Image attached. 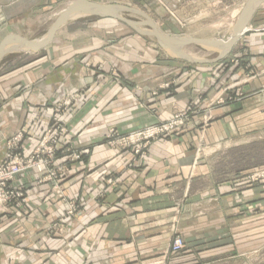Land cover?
Masks as SVG:
<instances>
[{
	"label": "crops",
	"instance_id": "0c3cea01",
	"mask_svg": "<svg viewBox=\"0 0 264 264\" xmlns=\"http://www.w3.org/2000/svg\"><path fill=\"white\" fill-rule=\"evenodd\" d=\"M63 1L0 0V43L10 35L31 39L35 19ZM162 1L174 9L173 36L220 33L226 23L228 0ZM247 1L238 0L232 21ZM76 23L41 53H12L0 65V165L8 140L24 133L30 155L56 109L82 96L63 118L71 132L62 141L81 159L58 156L66 172L57 187L27 176L26 201L0 212V264H177L171 254L177 236L200 246L227 237L232 221L257 219L252 213L264 204V185H249L248 178L259 166L256 148L264 146V5L217 64L172 57L109 19ZM233 57L239 65H230ZM239 88L242 100L215 107ZM194 98L202 113L186 130L152 143L142 158L105 144L109 130L168 121ZM61 195L81 210L54 231L66 211Z\"/></svg>",
	"mask_w": 264,
	"mask_h": 264
},
{
	"label": "rangeland",
	"instance_id": "374dc122",
	"mask_svg": "<svg viewBox=\"0 0 264 264\" xmlns=\"http://www.w3.org/2000/svg\"><path fill=\"white\" fill-rule=\"evenodd\" d=\"M72 1L73 0L63 1L61 2V4L57 5L56 8L48 12L47 15H44V16L40 15L39 17H37L35 19L33 31L30 32L28 36L32 40L42 39L46 35L49 27L54 22V20L64 12V8L67 5H69ZM241 1H242L241 3H245L246 0H241ZM239 4L240 2H238V0L232 1V2L230 0L227 1V9L225 10L226 23L225 25H221L222 31L220 33H217V32L196 33V38H203V37L212 38L217 35L229 36L230 31L232 30L233 26L235 25L237 21L236 18L232 21L231 13L234 11V9L238 7V6L236 7L235 5H239ZM110 5H120V6H126L129 8H135L137 10H140L148 14L154 20V22L157 24L160 30H163L166 34H169L172 36L174 35V9H172L168 4H166L162 0H147L145 4L144 2L141 3L139 0H128V1H118V3L110 4ZM214 11L216 12L215 9L208 10L206 12L213 13ZM123 16L134 22H138V23L144 22V19H142L141 17L135 16V15H132V14H124ZM96 19L102 20L103 18L80 17V18L75 19L74 21H77L76 24H88V23L90 24L94 22V20ZM103 20H106V19H103ZM109 20L114 21L115 25L125 26L126 30L130 31L131 36H134V37L141 36L140 34L135 32L132 28H130L126 24L120 21H117V20H113V19H109ZM210 21H213L212 18L208 19L207 24H209ZM144 28L148 29L147 27H144ZM141 37H142V40H144L147 45H155V46L160 47L155 40L149 37H146V36H141ZM186 51L188 52V55H191L192 57L198 58V59L214 60L217 58L216 53L208 52L197 46L190 47L189 49H186ZM34 55H37V54H34ZM228 60H229L228 62H230V65H239L241 59L240 57H233V58H229ZM247 78L249 79L250 77L247 76ZM75 95H78L79 97L82 98L81 94H75ZM198 97L199 96H197V98ZM244 97H245L244 92L239 88L232 95H229L227 99H224V98L218 99L215 102V107L225 106L227 102L233 103L235 101H240ZM197 98H194V100H192L184 110L178 111L177 113L184 112L192 106V111L196 113L194 114L193 118L198 117L202 113L203 108H202L201 103L199 102L201 101V98L199 97L198 99L199 101L197 100ZM70 100L71 98L68 101ZM222 101H225L224 105L221 104ZM75 105L70 106L67 112L65 113V115L69 113V111ZM63 118H62L61 125L66 129L67 134L62 139V141H64V139L71 132L64 125ZM192 119L190 120V122L192 121ZM168 121H165V122H168ZM188 125H186V127L183 128L182 130H186ZM112 130H115L120 133H124L116 129H112ZM139 130L140 129L131 131L129 133H133ZM109 132L110 130L107 132V134ZM129 133H126V134H129ZM105 144L107 145L106 139H105ZM149 148L147 149V152ZM110 149L113 150L112 148ZM113 151L118 152V153L126 152L122 150H113ZM127 151L132 153L131 150H127ZM60 154L62 155L66 154L69 158V162H77L81 159V157L79 160L76 159L77 156H81V153L74 152V150H72L71 148L65 151V149L63 150L61 147V149H59L57 153L56 162ZM132 154L134 155V153ZM256 154L257 156L255 158H254L255 154L253 155V159L257 162L259 166L254 170V173L248 178L249 185L258 184L262 186L264 185V146L262 144H259L257 146ZM59 166L62 167L66 172V168L64 166H61V165ZM64 173L59 177V181L61 180ZM59 181L57 182V185ZM45 183H51V182H45ZM109 184H113L112 180L109 181ZM23 192H24V198L22 199L20 203H24L27 199V195L25 192V184H24ZM60 198H61L60 201L66 204V211H65L64 218L60 221L59 224L55 225L56 228L54 229V231H57L59 228L61 229L62 225L64 226L70 225L71 223L70 221L73 220L80 213V210H81V207L78 203L67 201L64 198V195H61ZM72 210L75 212L71 213ZM10 211L11 209H9L6 212H10ZM254 214H256L257 219L253 220L252 222L248 221V222L241 223V224H235L234 221H232V223L228 227L230 229V232L227 235V237L225 238L217 237L215 240L207 241L205 243H202L200 246L193 245V244L188 246L185 242V239H183L180 236H177L184 240V249L178 255H173L172 253L171 254L174 256L175 260L177 259V264H264V204L260 205L256 210H253L252 215Z\"/></svg>",
	"mask_w": 264,
	"mask_h": 264
},
{
	"label": "built area",
	"instance_id": "2783aa9c",
	"mask_svg": "<svg viewBox=\"0 0 264 264\" xmlns=\"http://www.w3.org/2000/svg\"><path fill=\"white\" fill-rule=\"evenodd\" d=\"M78 95L59 106L52 118V123L43 134L39 145L27 155V141L24 133L8 140L3 162L0 165V212H6L24 198L25 179L31 173L38 175L40 183L51 182L56 185L59 177L65 172L57 162V153L62 147V139L67 131L61 125L62 118L70 106L81 101ZM231 100V99H230ZM221 104H225L222 101ZM195 112L192 106L184 112L177 113L168 122L148 125L133 133H120L110 130L106 135V143L113 150H131L136 158L146 155L152 143L168 139L188 125ZM81 156H77L79 160ZM75 211H71L73 213ZM184 249V240L176 237L171 245L173 255L180 254Z\"/></svg>",
	"mask_w": 264,
	"mask_h": 264
},
{
	"label": "water",
	"instance_id": "95a60500",
	"mask_svg": "<svg viewBox=\"0 0 264 264\" xmlns=\"http://www.w3.org/2000/svg\"><path fill=\"white\" fill-rule=\"evenodd\" d=\"M262 5H264V0H248L229 36L217 35L213 39H200L189 36L176 37L166 34L158 28L157 24L148 14L135 8L98 4L87 0H75L54 20L42 39L31 40L18 35H10L4 38L0 43V65L3 59L12 53H40L53 43L57 33L63 27L80 17H98L120 21L141 36L155 40L170 55L185 60L190 64H217L232 54L240 39L246 34L248 24ZM124 14L141 17L144 19V22L131 21L125 18ZM186 46H197L208 52H214L217 54V58L205 60L188 56L183 52V48Z\"/></svg>",
	"mask_w": 264,
	"mask_h": 264
},
{
	"label": "bare ground",
	"instance_id": "6f19581e",
	"mask_svg": "<svg viewBox=\"0 0 264 264\" xmlns=\"http://www.w3.org/2000/svg\"><path fill=\"white\" fill-rule=\"evenodd\" d=\"M70 5V4H69ZM69 5H67L65 8H64V10L69 6ZM135 18V17H134Z\"/></svg>",
	"mask_w": 264,
	"mask_h": 264
}]
</instances>
